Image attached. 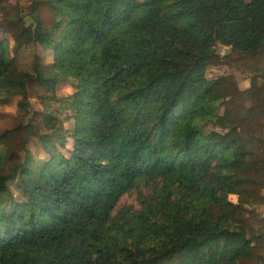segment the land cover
<instances>
[{
  "label": "trees",
  "instance_id": "16d2710c",
  "mask_svg": "<svg viewBox=\"0 0 264 264\" xmlns=\"http://www.w3.org/2000/svg\"><path fill=\"white\" fill-rule=\"evenodd\" d=\"M28 2L0 0V98L43 106L0 129V264H264V0Z\"/></svg>",
  "mask_w": 264,
  "mask_h": 264
},
{
  "label": "rangeland",
  "instance_id": "374dc122",
  "mask_svg": "<svg viewBox=\"0 0 264 264\" xmlns=\"http://www.w3.org/2000/svg\"><path fill=\"white\" fill-rule=\"evenodd\" d=\"M10 2L12 4L19 3V5L23 8L25 14H27L29 7L28 0H10ZM31 22L32 20L28 18V23ZM2 37L3 35L0 34V38ZM224 49H225L224 46L219 47L218 51L220 52V54H224ZM38 54L41 56L43 64L50 63L53 58L52 54L49 51H44L40 46H38V48L29 46L18 54V59L22 68L25 70H30V68L32 67L35 61V57ZM231 56L236 57V53L235 54L232 53ZM226 75H234L235 78L237 79V77L238 78L242 77L243 74L237 69H232L228 66L212 67L207 72V77L211 80ZM73 93H74V83L72 80L62 79L57 85L56 95L58 96V98H65L69 95H72ZM21 100L22 98L20 96H15V97L3 96L0 98V129L2 131L6 129L15 128L21 122L28 123L31 120L34 112L43 110L41 101L33 94L29 96V102L31 104L29 106L30 108L28 109L20 108L19 103L21 102ZM59 106L60 104L54 101V103H52L51 109L52 111L56 112V114L60 118H63L67 115V112H63V111L60 112ZM68 128H70V121L66 120L64 122V129H68ZM209 128L210 129L213 128V125H210ZM57 146L59 147L60 151H62L64 154L66 155L69 154L68 149L62 148V145L60 143H58ZM70 147L71 144L67 140V148ZM29 148L31 152L35 154L40 153L42 158L45 157L44 156L45 154L40 146L39 139L34 140ZM11 188L15 196L14 201L15 202L22 201L21 194L17 190L16 185L11 184ZM151 188L154 189V187ZM152 189L141 188L139 190H135L121 197L114 211V216H116L118 212L123 210L131 211L132 213L140 212L144 208V206L149 204V199L153 195ZM232 198L234 199V197ZM259 210L264 213V207H259Z\"/></svg>",
  "mask_w": 264,
  "mask_h": 264
},
{
  "label": "crops",
  "instance_id": "0c3cea01",
  "mask_svg": "<svg viewBox=\"0 0 264 264\" xmlns=\"http://www.w3.org/2000/svg\"><path fill=\"white\" fill-rule=\"evenodd\" d=\"M227 48L228 47H225V49H227ZM228 49H229V52H230V55H231L232 54L231 49L230 48H228ZM237 81L239 83L240 89H242V90H247L251 86L250 79L247 76H245L244 74L242 75V77H239V78L237 77Z\"/></svg>",
  "mask_w": 264,
  "mask_h": 264
},
{
  "label": "water",
  "instance_id": "95a60500",
  "mask_svg": "<svg viewBox=\"0 0 264 264\" xmlns=\"http://www.w3.org/2000/svg\"><path fill=\"white\" fill-rule=\"evenodd\" d=\"M223 57H226L228 55H230L229 49H224V54H221Z\"/></svg>",
  "mask_w": 264,
  "mask_h": 264
}]
</instances>
